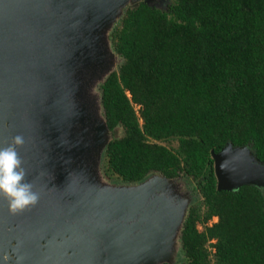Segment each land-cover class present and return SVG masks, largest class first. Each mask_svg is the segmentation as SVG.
Here are the masks:
<instances>
[{"label":"water","instance_id":"1","mask_svg":"<svg viewBox=\"0 0 264 264\" xmlns=\"http://www.w3.org/2000/svg\"><path fill=\"white\" fill-rule=\"evenodd\" d=\"M161 0H0V147L18 148L39 203L19 215L0 197V264H177L194 201L177 177L110 179L113 138L101 86L118 70L111 33L129 7ZM120 63V65L123 63ZM219 190L264 193L253 143L213 151ZM7 256V260H5Z\"/></svg>","mask_w":264,"mask_h":264},{"label":"trees","instance_id":"2","mask_svg":"<svg viewBox=\"0 0 264 264\" xmlns=\"http://www.w3.org/2000/svg\"><path fill=\"white\" fill-rule=\"evenodd\" d=\"M111 39L124 61L102 97L124 133L107 147L106 176L191 178L201 198L183 227V264H264V193L219 190L212 155L253 143L264 161V0L141 2Z\"/></svg>","mask_w":264,"mask_h":264},{"label":"clouds","instance_id":"3","mask_svg":"<svg viewBox=\"0 0 264 264\" xmlns=\"http://www.w3.org/2000/svg\"><path fill=\"white\" fill-rule=\"evenodd\" d=\"M26 141L22 135L11 138V143L0 147V197L8 202L9 212L19 215L34 208L40 200V193L27 181V170L18 148L24 147ZM5 256V260H7ZM18 258L17 264H20Z\"/></svg>","mask_w":264,"mask_h":264},{"label":"rangeland","instance_id":"4","mask_svg":"<svg viewBox=\"0 0 264 264\" xmlns=\"http://www.w3.org/2000/svg\"><path fill=\"white\" fill-rule=\"evenodd\" d=\"M161 2H162V5L161 6L163 8H166L167 5L172 2V0H161ZM122 61H123L122 58L119 57L118 67L120 66V63ZM174 144H176V142H174ZM179 180L181 182V186L180 187L182 189V192H190L191 194H193L194 201L191 204V206H192L193 204H195L201 198V194L196 189L195 182L191 178H188L185 175H181V177L179 178ZM217 220H218V217L216 216V217H214L211 220V222H215ZM182 255H183V253H182ZM183 263H184V255H183L182 259L180 258L177 261V264H183Z\"/></svg>","mask_w":264,"mask_h":264}]
</instances>
